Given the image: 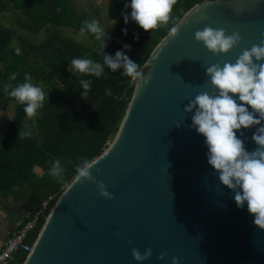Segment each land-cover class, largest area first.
<instances>
[{"label":"water","instance_id":"95a60500","mask_svg":"<svg viewBox=\"0 0 264 264\" xmlns=\"http://www.w3.org/2000/svg\"><path fill=\"white\" fill-rule=\"evenodd\" d=\"M174 27L122 93L133 90L113 141L62 191L22 264H137L134 248L152 250L143 264H264V231L220 184L184 111L200 92L215 94L207 67L235 63L264 39V0H203ZM205 27L241 40L213 54L195 40ZM256 127L237 133L248 151Z\"/></svg>","mask_w":264,"mask_h":264},{"label":"trees","instance_id":"16d2710c","mask_svg":"<svg viewBox=\"0 0 264 264\" xmlns=\"http://www.w3.org/2000/svg\"><path fill=\"white\" fill-rule=\"evenodd\" d=\"M202 1L176 0L168 22H158L157 28L145 32L138 25L125 24L122 17V13H126L124 0H115L112 37L105 41L106 47L100 56L96 54L98 49L94 39V47L82 46L61 37L56 30L43 42L19 39L20 44L14 46L15 31L0 27V109L14 105L12 117L6 120L4 130H0V190L10 192L28 185L55 194L57 200L74 179L76 167L99 156L112 140V135H116L133 90H127L124 100L120 98L131 78L123 75V68L111 72L106 67V79L81 77L91 81L87 99H82L84 90L77 77L68 70L73 58H90L102 63L103 55L114 57L120 51L140 69L169 29ZM8 10L19 12L18 28L34 36L47 25L79 30L88 20L72 7L70 0H0V12ZM16 49L20 50L19 55ZM26 73L31 76V83L41 82L49 89L53 88L52 95L45 99L44 107L32 119H26L23 106L4 91L5 85L11 90L23 83ZM12 75L16 80L10 79ZM25 126L32 135L18 139V131ZM56 158L60 159L64 171L60 178L54 180L48 169ZM35 168L40 169V176ZM44 220L41 219L31 235L33 242ZM17 256L11 264H22L27 255Z\"/></svg>","mask_w":264,"mask_h":264},{"label":"clouds","instance_id":"9594fccd","mask_svg":"<svg viewBox=\"0 0 264 264\" xmlns=\"http://www.w3.org/2000/svg\"><path fill=\"white\" fill-rule=\"evenodd\" d=\"M175 2L176 0H129L125 8L130 9V13H122V17L125 24L131 20L148 32L157 28L158 22H168ZM85 32L96 41V54L100 56L106 47L105 28L96 19L85 20L79 33L83 35ZM176 34L177 28L171 27L169 35L175 37ZM195 40L202 42L213 54H217L228 53L238 45L241 36L236 32L226 35L223 29L205 27L195 33ZM127 47L125 45V48ZM19 52L20 50L16 49L17 55ZM261 61H264V39L259 45L243 50L235 63L207 67L208 83L215 94L200 92L188 103L184 111L192 113L191 127L203 137L207 148V164L217 174L220 184L233 193V200L238 209L247 208L248 214L253 218V226L264 231V126H261L264 121V63ZM105 67L111 72L123 68V75L134 81L141 78L139 66L120 51H117L114 57L103 55L102 63L90 58H73L68 70L77 77L84 90L82 99H87L91 81L81 77L106 79ZM10 79L16 80V76L12 75ZM141 83H147L146 77ZM4 91L23 106L26 119L36 117L44 107L45 93L40 86L31 83V76L27 73L23 83L17 84L11 90L5 85ZM255 126H259L252 135L256 148L248 151L237 133ZM31 135L26 126L18 131V139ZM96 162L92 160L85 162L83 166H77L76 179L87 178L88 170ZM63 171L59 158L51 161L48 169L51 178L57 180ZM99 189L102 197L111 198L104 190L103 184L99 185ZM151 256L150 248L143 254L135 248L132 249V257L137 264H143ZM159 259L164 261L165 255L161 254ZM176 261L177 259L173 258L172 264H176Z\"/></svg>","mask_w":264,"mask_h":264},{"label":"rangeland","instance_id":"374dc122","mask_svg":"<svg viewBox=\"0 0 264 264\" xmlns=\"http://www.w3.org/2000/svg\"><path fill=\"white\" fill-rule=\"evenodd\" d=\"M73 8L77 9L80 14L85 15L86 19H96L99 21L101 26L105 28L106 36L104 41L111 40L112 28L111 24L114 20V14L116 10L115 0H70ZM129 0H124L126 5ZM126 13H130V9L124 10ZM21 18L19 12L14 10H8L3 13L0 12V27L10 28L15 31V38L13 39L12 45L18 46L20 44L19 39H25L32 43L43 42L52 32L58 30L60 36L68 39H72L82 46L94 47L93 37L85 32L83 35L79 33V30L54 28L50 25L45 26L36 36L28 34L18 28V19ZM127 24L137 25L135 22L129 20ZM34 85L44 87L43 83L39 82ZM13 110L10 108L0 109V130H4L7 119L11 118ZM6 122V123H5ZM120 124V122H119ZM115 133L112 135V140ZM111 140V141H112ZM109 142V144L111 143ZM46 192V191H45ZM35 233V232H34ZM32 241V237L30 243ZM33 245V244H32Z\"/></svg>","mask_w":264,"mask_h":264},{"label":"crops","instance_id":"0c3cea01","mask_svg":"<svg viewBox=\"0 0 264 264\" xmlns=\"http://www.w3.org/2000/svg\"><path fill=\"white\" fill-rule=\"evenodd\" d=\"M35 171L38 176L41 175L40 169L35 168ZM47 195L48 191L28 185L16 187L10 192L0 190V249L18 223L23 221L25 214L36 209ZM17 255L13 260L17 259Z\"/></svg>","mask_w":264,"mask_h":264},{"label":"built area","instance_id":"2783aa9c","mask_svg":"<svg viewBox=\"0 0 264 264\" xmlns=\"http://www.w3.org/2000/svg\"><path fill=\"white\" fill-rule=\"evenodd\" d=\"M55 200V194H49L41 200L36 209L25 214L23 221L18 223L16 230L0 249V264H11L17 254L27 255L31 251L33 242L30 243V237L37 230L41 219L46 218Z\"/></svg>","mask_w":264,"mask_h":264},{"label":"flooded vegetation","instance_id":"af4514ba","mask_svg":"<svg viewBox=\"0 0 264 264\" xmlns=\"http://www.w3.org/2000/svg\"><path fill=\"white\" fill-rule=\"evenodd\" d=\"M44 85V87H42V90L44 91V93H45V96H46V98H48L50 95H52V93H53V88H51V89H49L48 88V86H47V84H43ZM126 90V89H125ZM124 90V91H125ZM123 91V92H124ZM121 101L122 100H124V98L123 99H120ZM7 108H10L11 110H13V108H14V105L13 104H10L9 105V107H7ZM7 108H4V109H7Z\"/></svg>","mask_w":264,"mask_h":264}]
</instances>
